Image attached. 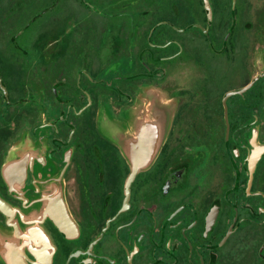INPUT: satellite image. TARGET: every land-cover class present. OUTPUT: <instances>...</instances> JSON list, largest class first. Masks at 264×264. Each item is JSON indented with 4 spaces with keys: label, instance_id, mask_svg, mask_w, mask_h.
Masks as SVG:
<instances>
[{
    "label": "flooded vegetation",
    "instance_id": "1",
    "mask_svg": "<svg viewBox=\"0 0 264 264\" xmlns=\"http://www.w3.org/2000/svg\"><path fill=\"white\" fill-rule=\"evenodd\" d=\"M0 264H264V0H0Z\"/></svg>",
    "mask_w": 264,
    "mask_h": 264
},
{
    "label": "water",
    "instance_id": "2",
    "mask_svg": "<svg viewBox=\"0 0 264 264\" xmlns=\"http://www.w3.org/2000/svg\"><path fill=\"white\" fill-rule=\"evenodd\" d=\"M151 105L152 107L159 105V101L153 98ZM153 120L154 119H151V121ZM138 121H141V126L138 130L139 133H137L138 139L135 141L132 140L136 144L130 143L129 148L131 150H128V159L134 172L150 167L154 163L158 153L157 150L160 147V144L156 142L158 141V137H160V128L156 127L154 124L151 125L150 122H147L146 118L140 119L139 117ZM148 137H151V139ZM48 200L50 201V205L46 207L45 213L52 214L61 229L67 230V225L70 220L69 215L63 206L62 198L57 196L55 198H48ZM53 201L55 202V205L52 203Z\"/></svg>",
    "mask_w": 264,
    "mask_h": 264
}]
</instances>
